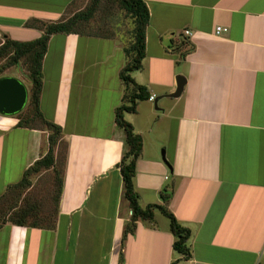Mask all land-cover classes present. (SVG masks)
<instances>
[{"label": "crops", "instance_id": "0c3cea01", "mask_svg": "<svg viewBox=\"0 0 264 264\" xmlns=\"http://www.w3.org/2000/svg\"><path fill=\"white\" fill-rule=\"evenodd\" d=\"M144 1L145 57L131 76L154 100L124 113L143 138L134 185L141 206L173 185L166 206L191 231L190 255L173 249L158 211L123 239L125 40L75 29L50 34L42 59L38 109L67 144L55 226L2 224L0 264H264V0ZM76 2L0 0V41L41 36L25 23L67 19ZM19 112L0 114V194L48 150V132L19 126Z\"/></svg>", "mask_w": 264, "mask_h": 264}, {"label": "trees", "instance_id": "16d2710c", "mask_svg": "<svg viewBox=\"0 0 264 264\" xmlns=\"http://www.w3.org/2000/svg\"><path fill=\"white\" fill-rule=\"evenodd\" d=\"M110 0H89L87 5L76 11L67 19L57 22L45 23L38 19L27 21L26 26H34L42 29L41 36L29 40L19 41L4 37L0 41V77L3 71L11 66L22 63V73L30 83V92L27 106H32V115L19 112L18 125L27 128H37L48 132V150L37 159L24 173L22 179L9 185L5 192L0 194V226L4 223H12L39 228H53L58 212V202L62 190L63 172L66 160V141L63 139L61 127L52 120L45 118L38 109V99L42 86V59L47 49L50 34L56 32H74L77 25L87 26L94 18L100 7L108 4ZM132 19V30L128 41L124 44V52L127 56L126 64L121 68L119 76L125 86L123 103L115 109V121L125 132V151L118 164L124 185V195L132 210L131 219L126 223L123 239L134 230L137 219L151 220L156 211L162 213L169 220L170 230L174 236L173 249L182 254L184 258L190 255L188 240L191 235L189 228L181 225L173 213L167 208L166 202L172 197L173 185L165 184L160 190L162 203H150L145 206L139 204V194L134 185L136 161L143 149L141 134L134 131L124 113L136 111L140 100L148 99L146 87L136 83L131 72L142 68V60L145 57V32L149 22V9L144 0H114ZM78 31H87L83 28ZM101 28V27H100ZM90 32V31H87ZM99 37H113L118 34L93 30L90 32ZM127 43V44H126ZM130 86V87H129ZM129 87V88H128ZM64 145L62 159L59 160L57 147ZM41 169H51L55 174V188L52 200L53 211L40 210V203L30 202L24 194L31 187L30 176ZM27 193V192H26ZM44 207V206H43Z\"/></svg>", "mask_w": 264, "mask_h": 264}, {"label": "rangeland", "instance_id": "374dc122", "mask_svg": "<svg viewBox=\"0 0 264 264\" xmlns=\"http://www.w3.org/2000/svg\"><path fill=\"white\" fill-rule=\"evenodd\" d=\"M89 0H78L77 5L78 8H84ZM73 11V8H72ZM81 25V24H80ZM77 25L74 29H82V26ZM101 27V28H100ZM87 31L93 32V30L98 31L99 29L104 32L118 34L119 37L128 41V38L131 35L132 30V19L128 14L124 12V10L119 6V4L114 1H108V4L102 5L94 18L90 21V25L85 28ZM127 44V43H126ZM4 60L0 61V65ZM22 63H19L18 66H11L3 71L2 76H13L21 78V80L27 82V78L22 73ZM26 115H32L33 109L32 106H27L23 111ZM160 114V111H159ZM59 160H61L64 145L59 144L57 147ZM46 152V151H45ZM31 187L26 190L24 194H26L28 200L30 202L40 203V210L50 209L53 211L54 203L52 200L53 190L55 186V174L51 169H41L39 172H36L30 176ZM171 184V183H166ZM44 206V207H43Z\"/></svg>", "mask_w": 264, "mask_h": 264}, {"label": "water", "instance_id": "95a60500", "mask_svg": "<svg viewBox=\"0 0 264 264\" xmlns=\"http://www.w3.org/2000/svg\"><path fill=\"white\" fill-rule=\"evenodd\" d=\"M185 79L178 75L176 89L169 96L177 97L182 91ZM28 90L25 83L15 76L0 77V114H15L26 104Z\"/></svg>", "mask_w": 264, "mask_h": 264}, {"label": "built area", "instance_id": "2783aa9c", "mask_svg": "<svg viewBox=\"0 0 264 264\" xmlns=\"http://www.w3.org/2000/svg\"><path fill=\"white\" fill-rule=\"evenodd\" d=\"M227 30H228V28H227L226 26H221V25H217V26L215 27V29H214V31H215L216 34L224 33V32H226ZM189 33H190L189 30H185V34H189ZM149 99H150L151 101H153V100H154V95L149 96Z\"/></svg>", "mask_w": 264, "mask_h": 264}]
</instances>
